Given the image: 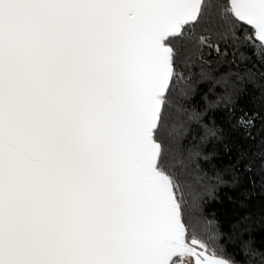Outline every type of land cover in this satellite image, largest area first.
<instances>
[{
  "label": "snow or ice",
  "instance_id": "snow-or-ice-1",
  "mask_svg": "<svg viewBox=\"0 0 264 264\" xmlns=\"http://www.w3.org/2000/svg\"><path fill=\"white\" fill-rule=\"evenodd\" d=\"M0 264H264V0H0Z\"/></svg>",
  "mask_w": 264,
  "mask_h": 264
}]
</instances>
